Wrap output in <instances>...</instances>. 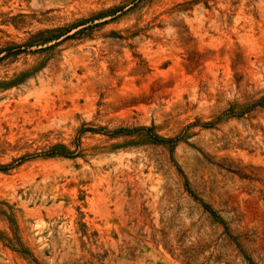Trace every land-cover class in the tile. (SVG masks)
<instances>
[{
    "label": "rangeland",
    "instance_id": "374dc122",
    "mask_svg": "<svg viewBox=\"0 0 264 264\" xmlns=\"http://www.w3.org/2000/svg\"><path fill=\"white\" fill-rule=\"evenodd\" d=\"M0 264H264V0H0Z\"/></svg>",
    "mask_w": 264,
    "mask_h": 264
},
{
    "label": "trees",
    "instance_id": "16d2710c",
    "mask_svg": "<svg viewBox=\"0 0 264 264\" xmlns=\"http://www.w3.org/2000/svg\"><path fill=\"white\" fill-rule=\"evenodd\" d=\"M19 48H20V45H16V46H12V47L5 48L4 50L7 51V52H9L10 50H13V49L16 50V49H19ZM154 138L156 140H159V141H165V142L168 141V139H164L163 137H160L158 135H155Z\"/></svg>",
    "mask_w": 264,
    "mask_h": 264
}]
</instances>
